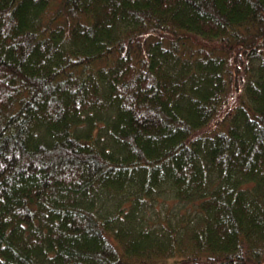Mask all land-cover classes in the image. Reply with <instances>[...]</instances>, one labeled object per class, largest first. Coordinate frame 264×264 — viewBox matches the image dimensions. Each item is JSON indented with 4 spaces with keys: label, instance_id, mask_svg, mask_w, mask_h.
Returning a JSON list of instances; mask_svg holds the SVG:
<instances>
[{
    "label": "trees",
    "instance_id": "1",
    "mask_svg": "<svg viewBox=\"0 0 264 264\" xmlns=\"http://www.w3.org/2000/svg\"><path fill=\"white\" fill-rule=\"evenodd\" d=\"M0 264H264V0H0Z\"/></svg>",
    "mask_w": 264,
    "mask_h": 264
},
{
    "label": "rangeland",
    "instance_id": "2",
    "mask_svg": "<svg viewBox=\"0 0 264 264\" xmlns=\"http://www.w3.org/2000/svg\"><path fill=\"white\" fill-rule=\"evenodd\" d=\"M167 202H171V200H165V199H158V200H154L152 203H153V206L157 209V210H160V211H164L165 212V210H164V208H166V206H167ZM163 212V213H164ZM157 213V211L154 213V214H156Z\"/></svg>",
    "mask_w": 264,
    "mask_h": 264
}]
</instances>
